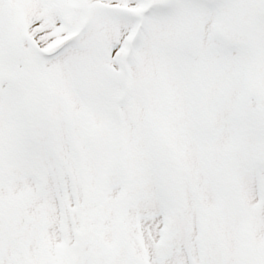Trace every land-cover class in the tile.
Listing matches in <instances>:
<instances>
[{
	"label": "snow or ice",
	"instance_id": "snow-or-ice-1",
	"mask_svg": "<svg viewBox=\"0 0 264 264\" xmlns=\"http://www.w3.org/2000/svg\"><path fill=\"white\" fill-rule=\"evenodd\" d=\"M0 264H264V0H0Z\"/></svg>",
	"mask_w": 264,
	"mask_h": 264
}]
</instances>
